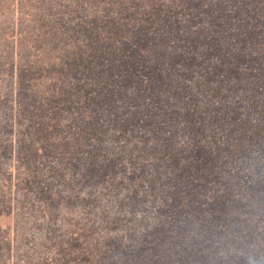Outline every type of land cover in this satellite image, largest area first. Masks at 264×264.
<instances>
[{
    "label": "trees",
    "instance_id": "trees-1",
    "mask_svg": "<svg viewBox=\"0 0 264 264\" xmlns=\"http://www.w3.org/2000/svg\"><path fill=\"white\" fill-rule=\"evenodd\" d=\"M0 264H264V0H0Z\"/></svg>",
    "mask_w": 264,
    "mask_h": 264
}]
</instances>
